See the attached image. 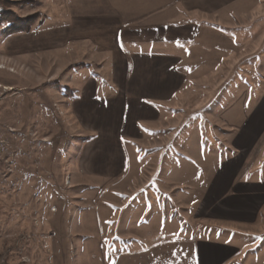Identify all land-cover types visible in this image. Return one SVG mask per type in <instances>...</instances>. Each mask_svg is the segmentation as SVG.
<instances>
[{"label":"rangeland","instance_id":"rangeland-1","mask_svg":"<svg viewBox=\"0 0 264 264\" xmlns=\"http://www.w3.org/2000/svg\"><path fill=\"white\" fill-rule=\"evenodd\" d=\"M218 2L166 48L184 88L133 128L99 75L130 50L122 28L183 20L181 0H0V264H264V221L205 213L245 153L264 167V0ZM9 15L30 29L6 33Z\"/></svg>","mask_w":264,"mask_h":264},{"label":"crops","instance_id":"crops-1","mask_svg":"<svg viewBox=\"0 0 264 264\" xmlns=\"http://www.w3.org/2000/svg\"><path fill=\"white\" fill-rule=\"evenodd\" d=\"M181 1L185 6L182 15L186 18L183 20H165L161 16L150 23L131 26L126 30L122 28L119 34L123 33V47L130 50L124 52L125 55L118 52L117 61L120 62L114 64L112 73L99 75L113 79L119 87V93L105 106V112L113 106L115 111L129 113L133 128L139 122L151 123L147 127L153 128V123L160 120L162 113L167 111L170 99L178 95L186 85L185 69L180 68L187 65L184 61L185 54L166 50L168 46L171 47L170 42L179 41L181 44L195 41L197 33L202 30L197 18L200 20L199 17L204 13L216 17L218 15L219 0ZM161 128L168 129L169 126L163 125ZM263 128L260 124H254L251 132H248V135L253 133V142L264 141ZM157 131L160 130H152V133ZM242 157L243 161L239 166L227 168L222 173V177H234L229 185L228 196L221 205L212 204L210 210L206 208L205 213L215 219L237 224L236 230L240 233H250L255 229L259 233L264 221V167H255L252 155L245 153ZM227 248L234 253L238 251L234 246ZM212 253L213 251L208 252Z\"/></svg>","mask_w":264,"mask_h":264},{"label":"trees","instance_id":"trees-1","mask_svg":"<svg viewBox=\"0 0 264 264\" xmlns=\"http://www.w3.org/2000/svg\"><path fill=\"white\" fill-rule=\"evenodd\" d=\"M6 19L8 20V23L10 26L9 29L6 31V33L28 31L30 29L31 24H32L31 17L28 18V21L19 20L18 18H12V16H10V15Z\"/></svg>","mask_w":264,"mask_h":264}]
</instances>
